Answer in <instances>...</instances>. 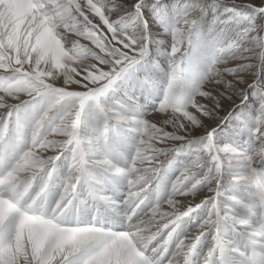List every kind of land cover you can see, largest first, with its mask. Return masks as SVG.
Segmentation results:
<instances>
[{
	"label": "snow or ice",
	"instance_id": "obj_1",
	"mask_svg": "<svg viewBox=\"0 0 264 264\" xmlns=\"http://www.w3.org/2000/svg\"><path fill=\"white\" fill-rule=\"evenodd\" d=\"M262 79L264 0H0V264H264Z\"/></svg>",
	"mask_w": 264,
	"mask_h": 264
},
{
	"label": "rangeland",
	"instance_id": "obj_2",
	"mask_svg": "<svg viewBox=\"0 0 264 264\" xmlns=\"http://www.w3.org/2000/svg\"><path fill=\"white\" fill-rule=\"evenodd\" d=\"M181 2H183V0H181ZM165 3L166 4H168L169 6L171 5V3H172V0H165ZM249 79H251V77H248ZM262 83H264V79H262V81H261ZM249 95L251 96V91H249ZM252 104H249V108H252ZM230 107V105H225V109H226V111H227V109ZM226 111H224V112H221L220 113V116L221 117H225L226 116ZM219 123H221V124H223L224 123V121L223 120H221V121H219ZM224 127V130H227L228 128H230L231 127V122H229V121H225V125L223 126Z\"/></svg>",
	"mask_w": 264,
	"mask_h": 264
},
{
	"label": "bare ground",
	"instance_id": "obj_3",
	"mask_svg": "<svg viewBox=\"0 0 264 264\" xmlns=\"http://www.w3.org/2000/svg\"><path fill=\"white\" fill-rule=\"evenodd\" d=\"M255 2H257V3H258V2H259V0H255Z\"/></svg>",
	"mask_w": 264,
	"mask_h": 264
}]
</instances>
